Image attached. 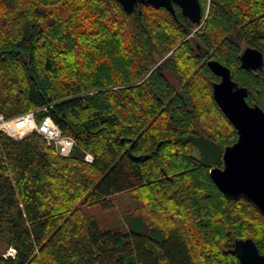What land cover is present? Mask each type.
Here are the masks:
<instances>
[{
  "label": "trees",
  "instance_id": "trees-1",
  "mask_svg": "<svg viewBox=\"0 0 264 264\" xmlns=\"http://www.w3.org/2000/svg\"><path fill=\"white\" fill-rule=\"evenodd\" d=\"M199 2L197 25L177 4L0 0V115L36 111L74 141L62 156L0 130V264H242L239 238L264 254V216L209 176L237 133L206 63L264 110V65L240 67L242 44L264 57V0ZM120 192L141 203L124 232L80 207Z\"/></svg>",
  "mask_w": 264,
  "mask_h": 264
},
{
  "label": "water",
  "instance_id": "water-1",
  "mask_svg": "<svg viewBox=\"0 0 264 264\" xmlns=\"http://www.w3.org/2000/svg\"><path fill=\"white\" fill-rule=\"evenodd\" d=\"M126 12L139 3L164 7L175 16L173 4L194 24L203 21L199 0H117ZM207 66L218 77L212 82V95L236 130V140L224 147L222 166L212 167L209 176L225 197L243 198L264 216V110L247 101V88L232 79L230 69L218 60H207ZM264 57L257 48L246 46L240 54V67L257 69ZM231 252L242 264H264L262 254L251 238L235 239Z\"/></svg>",
  "mask_w": 264,
  "mask_h": 264
},
{
  "label": "built area",
  "instance_id": "built-area-1",
  "mask_svg": "<svg viewBox=\"0 0 264 264\" xmlns=\"http://www.w3.org/2000/svg\"><path fill=\"white\" fill-rule=\"evenodd\" d=\"M36 111H29L20 116L6 120L0 115V130L14 139H21L32 132H36L45 140V142L53 146L59 155L67 156L71 153L74 141L71 137L61 134L58 126L48 116L43 117L40 121L36 120ZM21 123L23 130L12 125L13 122ZM16 125V124H15ZM84 160L92 162L93 157L90 153H85ZM10 251L6 255H14V248L10 247Z\"/></svg>",
  "mask_w": 264,
  "mask_h": 264
},
{
  "label": "rangeland",
  "instance_id": "rangeland-1",
  "mask_svg": "<svg viewBox=\"0 0 264 264\" xmlns=\"http://www.w3.org/2000/svg\"><path fill=\"white\" fill-rule=\"evenodd\" d=\"M245 46L242 44V49ZM110 206L104 207L100 203L84 205L80 203L82 210L89 215H93L100 228L104 230L120 229L122 232L127 230V217L136 213V209L141 207V203L129 195L120 192L109 197ZM3 249V242L0 241V251ZM10 249V248H9ZM7 250L4 253L7 256Z\"/></svg>",
  "mask_w": 264,
  "mask_h": 264
},
{
  "label": "bare ground",
  "instance_id": "bare-ground-1",
  "mask_svg": "<svg viewBox=\"0 0 264 264\" xmlns=\"http://www.w3.org/2000/svg\"><path fill=\"white\" fill-rule=\"evenodd\" d=\"M15 124H16V125H15ZM12 125L16 126V127L19 128L20 130H23V127H22L21 123L18 122V121L13 122Z\"/></svg>",
  "mask_w": 264,
  "mask_h": 264
}]
</instances>
